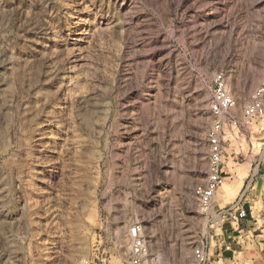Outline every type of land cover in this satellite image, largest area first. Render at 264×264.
<instances>
[{
    "label": "rangeland",
    "instance_id": "obj_1",
    "mask_svg": "<svg viewBox=\"0 0 264 264\" xmlns=\"http://www.w3.org/2000/svg\"><path fill=\"white\" fill-rule=\"evenodd\" d=\"M218 73L240 123L206 213ZM263 84L264 0H0V264H126L135 223L147 264H264Z\"/></svg>",
    "mask_w": 264,
    "mask_h": 264
},
{
    "label": "built area",
    "instance_id": "obj_2",
    "mask_svg": "<svg viewBox=\"0 0 264 264\" xmlns=\"http://www.w3.org/2000/svg\"><path fill=\"white\" fill-rule=\"evenodd\" d=\"M234 107L235 98L227 88L224 74H216L213 78V97L210 105L211 112L216 116V120L208 133L209 164L207 179L205 182L197 184L193 190L201 210L206 213L211 210L217 189L232 178V174L224 171L223 168L225 165L224 137H226V129L231 132L240 123L239 118L233 114ZM243 116L245 118L264 116V84L253 92L249 103L244 107ZM246 214V209L238 200L235 204L220 209L217 215L220 221H223V226L225 221L236 223L245 218ZM129 238L131 248L126 264H147L149 244L142 232L141 224L135 223L130 227ZM229 249L230 244H225L224 250ZM191 264H211L203 246H199L194 250Z\"/></svg>",
    "mask_w": 264,
    "mask_h": 264
},
{
    "label": "crops",
    "instance_id": "obj_3",
    "mask_svg": "<svg viewBox=\"0 0 264 264\" xmlns=\"http://www.w3.org/2000/svg\"><path fill=\"white\" fill-rule=\"evenodd\" d=\"M239 221L236 222V223L235 222H229V221H225L224 222V224H223V227H224L223 228V232H224V237H225L226 240L231 239V237H233V233L238 230ZM234 224H236V226ZM225 239H224V241H226Z\"/></svg>",
    "mask_w": 264,
    "mask_h": 264
},
{
    "label": "bare ground",
    "instance_id": "obj_4",
    "mask_svg": "<svg viewBox=\"0 0 264 264\" xmlns=\"http://www.w3.org/2000/svg\"><path fill=\"white\" fill-rule=\"evenodd\" d=\"M224 183H225V182H224ZM224 183H223V184H224ZM223 184H222V185H223ZM223 189H224V188L222 187V189H221V190H223ZM217 190H218V189H217ZM216 192H217V191H216ZM215 195H216V194H215ZM214 198H215V196H214Z\"/></svg>",
    "mask_w": 264,
    "mask_h": 264
}]
</instances>
